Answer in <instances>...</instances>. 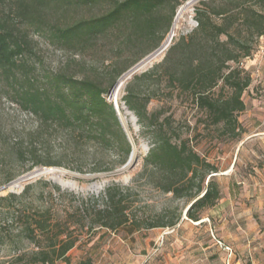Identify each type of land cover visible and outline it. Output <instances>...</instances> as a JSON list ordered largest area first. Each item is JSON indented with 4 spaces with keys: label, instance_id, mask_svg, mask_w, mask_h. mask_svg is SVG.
<instances>
[{
    "label": "trees",
    "instance_id": "16d2710c",
    "mask_svg": "<svg viewBox=\"0 0 264 264\" xmlns=\"http://www.w3.org/2000/svg\"><path fill=\"white\" fill-rule=\"evenodd\" d=\"M166 3L167 0H0V77L11 100L37 120L35 129L18 135L14 149L6 142L8 129L0 120V163L14 155L18 159L29 155L33 164L61 165L63 160L50 157L58 144L73 156L81 151L79 139L112 144L114 125L119 127L121 161H127L132 145L114 106L106 100L108 87L98 77H78L69 70L46 72L43 78H37L25 58L33 46L30 32L36 31L52 45L64 48H86L109 34L125 45L157 35V46L172 23V16L164 18L161 14ZM201 4L204 7L197 8V26L175 40L155 67L163 68L164 78L160 79L170 88V97L176 92L181 103L193 105L201 113L198 123L214 127L218 132L215 137L239 138L244 129L239 114L247 107L243 94L252 83L243 60L253 56L258 39L264 37V0H207ZM95 6L104 10L79 14ZM121 73L114 76L115 80ZM134 83L127 88L125 103L143 119L145 107L137 104ZM149 119L159 120V115ZM172 119L170 114L159 122L157 141L146 156V165L151 166L152 181L158 189L190 199L186 215L199 221L200 211L221 197L212 174L219 172V167L196 150L188 136L177 134L173 139L166 129ZM8 131L15 132L13 128ZM76 160L81 165L83 158ZM155 172L159 174L155 176ZM40 181L27 184L20 194L0 196V203L6 205L0 217V236L18 225V238H27L37 246L18 253L8 264L70 263L68 253L83 235L90 239L98 227L104 226H139L137 218L127 212L129 204L117 186L108 188L102 196L103 208L84 202L63 214V206H57L52 192L44 208L38 205L31 190ZM47 182L55 190H62L60 184ZM180 218L181 214H176L150 227H172ZM78 264H93V259L87 256Z\"/></svg>",
    "mask_w": 264,
    "mask_h": 264
},
{
    "label": "rangeland",
    "instance_id": "374dc122",
    "mask_svg": "<svg viewBox=\"0 0 264 264\" xmlns=\"http://www.w3.org/2000/svg\"><path fill=\"white\" fill-rule=\"evenodd\" d=\"M201 1L207 0H167L161 14L164 18L172 16V23L157 46V35L125 45L120 38L109 34L86 48H64L52 45L36 31L30 32L33 46L25 58L35 76L43 78L46 72L55 74L69 70L78 77H98L108 87L106 100L114 106L120 126L132 151L135 150L133 158L130 154L127 161H121L119 127L114 125L116 136L112 144L79 139L81 151L76 157L65 153L58 144L50 157L63 160L61 165L33 164L29 155L19 159L14 155L11 160L8 158L0 163V196L20 194L27 184L41 180L31 190L38 205L44 208L52 192L57 206H63V214L84 202L103 208L102 196L110 187L117 186L125 195L129 204L127 212L137 218L139 226L98 227L90 239L83 235L77 246L69 251L70 263L59 264H78L87 256L92 257L93 264H245L248 261L264 264V37L258 39L253 56L243 60V66L251 73L252 83L243 94L247 107L239 114L244 128L239 138L215 137L218 132L214 127L206 128L198 123L201 113L193 105L181 103L176 92L171 98L170 88L160 79L164 78L163 68L155 67L163 61L175 40L197 26V8L204 7ZM102 10L103 7L95 6L79 14ZM175 24L177 27L173 30ZM159 47L162 49L158 53L127 73ZM119 71L122 73L115 80ZM144 73L149 74L134 78ZM122 77V87L114 96V87ZM132 81H135L137 104L145 107L143 119L125 103ZM7 92L0 77V120L8 130H15L12 134L6 132V142L14 149L18 135L35 129L37 120L13 102ZM154 114L159 115V120L149 119ZM170 114L173 119L166 129L173 139L177 134L188 136L190 144L219 167V172L212 174L220 186L221 197L213 206L200 211L201 222L185 214L190 205L187 196L175 197L172 192L161 191L153 184L151 166L146 165V156L157 141L158 124ZM1 156L0 153V162ZM77 157L83 158L81 165ZM158 174L155 172V176ZM47 181L60 184L62 190H55ZM93 200H97L96 203L93 204ZM3 212H6V205L0 203V217ZM176 214H181V218L175 226L150 227ZM17 231L18 225L0 236V264L12 262L24 250L37 249L34 242L18 238ZM217 240L231 247V256ZM191 249L195 250L188 253Z\"/></svg>",
    "mask_w": 264,
    "mask_h": 264
},
{
    "label": "water",
    "instance_id": "95a60500",
    "mask_svg": "<svg viewBox=\"0 0 264 264\" xmlns=\"http://www.w3.org/2000/svg\"><path fill=\"white\" fill-rule=\"evenodd\" d=\"M161 49H162V47H159V48L156 49L153 53L149 54V55L146 56L144 59H142L141 61H139L138 63H136L132 68H130V69L127 71V73L132 72V71H134L135 69L139 68L142 64H144V62H145L146 60H148L153 54L158 53ZM131 154H132V153H131ZM130 158H131V157H130ZM34 173H36V172H34ZM209 177H210V176H209ZM209 177H208V179H209ZM208 179H207V181H208ZM189 207H190V205L186 208V210H185V214L187 213V210L189 209Z\"/></svg>",
    "mask_w": 264,
    "mask_h": 264
},
{
    "label": "bare ground",
    "instance_id": "6f19581e",
    "mask_svg": "<svg viewBox=\"0 0 264 264\" xmlns=\"http://www.w3.org/2000/svg\"><path fill=\"white\" fill-rule=\"evenodd\" d=\"M183 9H184V7H183ZM176 27H177V25L175 24L173 30H175ZM123 79H124L123 77L120 78V80H119V81L117 82V84L115 85L114 90H113L114 96H117V94L119 93V91H120V89H121V87H122ZM134 154H135V150L132 151L131 158L134 157Z\"/></svg>",
    "mask_w": 264,
    "mask_h": 264
},
{
    "label": "built area",
    "instance_id": "2783aa9c",
    "mask_svg": "<svg viewBox=\"0 0 264 264\" xmlns=\"http://www.w3.org/2000/svg\"><path fill=\"white\" fill-rule=\"evenodd\" d=\"M215 237V236H214ZM226 250H228L230 252V256L232 255V249L230 246L226 245L225 243H223L221 240H217Z\"/></svg>",
    "mask_w": 264,
    "mask_h": 264
},
{
    "label": "crops",
    "instance_id": "0c3cea01",
    "mask_svg": "<svg viewBox=\"0 0 264 264\" xmlns=\"http://www.w3.org/2000/svg\"><path fill=\"white\" fill-rule=\"evenodd\" d=\"M199 222H201V220H199ZM190 245H187L186 247H189ZM195 249H191L190 251L188 250V253H190V252H192V251H194ZM176 259V258H175ZM177 261V260H176ZM61 262H63V261H60V262H58L57 264H59V263H61ZM168 264V263H167Z\"/></svg>",
    "mask_w": 264,
    "mask_h": 264
}]
</instances>
